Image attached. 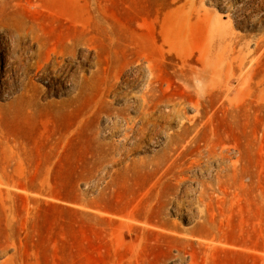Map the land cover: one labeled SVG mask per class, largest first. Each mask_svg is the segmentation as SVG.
Here are the masks:
<instances>
[{"label": "rangeland", "instance_id": "rangeland-1", "mask_svg": "<svg viewBox=\"0 0 264 264\" xmlns=\"http://www.w3.org/2000/svg\"><path fill=\"white\" fill-rule=\"evenodd\" d=\"M148 61L182 102L136 139ZM185 186L165 217L210 244L142 226ZM0 264H264V0H0Z\"/></svg>", "mask_w": 264, "mask_h": 264}, {"label": "bare ground", "instance_id": "bare-ground-1", "mask_svg": "<svg viewBox=\"0 0 264 264\" xmlns=\"http://www.w3.org/2000/svg\"><path fill=\"white\" fill-rule=\"evenodd\" d=\"M136 68H139V66H136ZM144 68L149 73L148 82L146 84L145 90H143L140 94H138V96L134 97V101H135L134 106L137 109L138 116H139V125L135 129L136 133L134 135L136 139H140L142 136H144L146 132L149 130V126H153L156 128L157 121L155 118H153L152 112H153V109L157 106V104H159L162 101H166L167 104L170 106V109H169L170 111L178 112L180 104L182 102L177 97L168 96L167 98H164V95L167 92H170V87L172 85L173 80L171 81V79L168 78L169 80H167V87L164 88L162 86L163 80H162L161 75L156 72L154 65L150 61H148L146 65H144ZM191 70H192V67L188 65L184 73L186 78L188 75L187 73ZM172 75L174 76L175 73ZM186 87L190 94L197 95L195 91L193 90L191 91V88H189L190 86L188 84ZM197 120H201V116L198 113L192 116L191 118H187L186 120L187 125H185V122H184L180 126V128L169 133L167 140L164 144L163 153L165 155H168V156L173 155L178 149V147L182 145L183 142L185 143L183 144V149L186 151L189 150L188 147L189 146L191 147V144H193L197 140L199 136V132H200V128H197L198 130L195 132V134L192 136H189L190 132L192 131V129H190L189 126L195 125L197 123ZM127 136L128 134L125 135V137ZM128 138L130 139L129 136ZM195 155H196L195 157L191 156V160L188 162L186 167H183L185 163L177 162L180 157L179 155H177L173 159V163L177 167V172H178L175 175V182L173 184L174 189L181 188L183 185L187 183V181H189V179L183 175L186 169H192L195 166H200L198 164H200L199 162L202 157H207L208 160H211L216 157L217 153H216V150L213 149V147L209 143H206L204 150L196 151ZM199 184H200L201 192L203 193L204 185H206L207 183H205L204 181H201ZM192 191H193L192 188L185 186L182 194L180 195L176 194V195L168 196L167 194L159 195L160 193H158V195L152 196L151 199H148L144 204V207L147 212V216L142 225L143 228H150L156 231H160L162 233H166L170 236L177 238L180 242L188 246L192 245L194 241H196L198 244L212 243V241H209V239H203V238L195 236L193 234L194 233L193 228H187L182 231L178 230L176 226L177 225L176 220H169L168 217H165L166 212L169 209L180 214V211L182 210L184 205L192 204L193 199L189 198L190 193ZM202 193L200 196L203 195ZM199 199L202 200V197H200ZM187 213L189 214L190 210H187Z\"/></svg>", "mask_w": 264, "mask_h": 264}]
</instances>
